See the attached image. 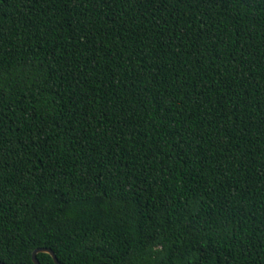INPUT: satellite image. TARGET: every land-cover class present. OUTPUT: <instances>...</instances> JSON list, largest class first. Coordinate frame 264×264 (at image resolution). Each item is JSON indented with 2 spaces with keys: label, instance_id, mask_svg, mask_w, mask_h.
Returning a JSON list of instances; mask_svg holds the SVG:
<instances>
[{
  "label": "trees",
  "instance_id": "trees-1",
  "mask_svg": "<svg viewBox=\"0 0 264 264\" xmlns=\"http://www.w3.org/2000/svg\"><path fill=\"white\" fill-rule=\"evenodd\" d=\"M41 248L264 264V0H0V261Z\"/></svg>",
  "mask_w": 264,
  "mask_h": 264
},
{
  "label": "water",
  "instance_id": "water-1",
  "mask_svg": "<svg viewBox=\"0 0 264 264\" xmlns=\"http://www.w3.org/2000/svg\"><path fill=\"white\" fill-rule=\"evenodd\" d=\"M39 253H47V254H50L53 257V259H54V261H55L56 264H61L60 261L58 260V258L56 257L55 253L51 249H45V248L37 249L33 253L32 258H33V262L35 264H41L40 261L38 260V254ZM0 264H5V263H3V262L0 261Z\"/></svg>",
  "mask_w": 264,
  "mask_h": 264
}]
</instances>
